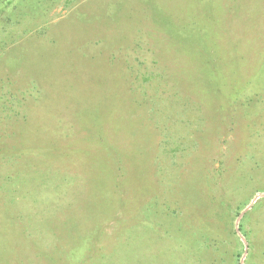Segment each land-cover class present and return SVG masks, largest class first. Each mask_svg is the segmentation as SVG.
<instances>
[{
  "label": "rangeland",
  "instance_id": "1",
  "mask_svg": "<svg viewBox=\"0 0 264 264\" xmlns=\"http://www.w3.org/2000/svg\"><path fill=\"white\" fill-rule=\"evenodd\" d=\"M0 264H264V0H0Z\"/></svg>",
  "mask_w": 264,
  "mask_h": 264
},
{
  "label": "crops",
  "instance_id": "2",
  "mask_svg": "<svg viewBox=\"0 0 264 264\" xmlns=\"http://www.w3.org/2000/svg\"><path fill=\"white\" fill-rule=\"evenodd\" d=\"M85 253H87V251Z\"/></svg>",
  "mask_w": 264,
  "mask_h": 264
}]
</instances>
